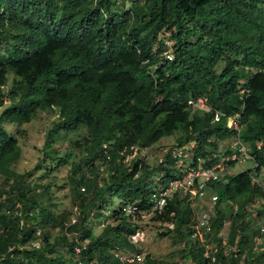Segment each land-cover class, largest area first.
<instances>
[{"label": "trees", "instance_id": "obj_1", "mask_svg": "<svg viewBox=\"0 0 264 264\" xmlns=\"http://www.w3.org/2000/svg\"><path fill=\"white\" fill-rule=\"evenodd\" d=\"M160 33L168 37L159 38ZM1 44L7 56L0 55V94L8 73L15 80L8 94L11 104L0 113V177L17 185L0 202L1 264H73L57 253L73 252L75 232L86 242L81 257L97 264H117L111 253L116 247L132 250L128 237L135 227L119 208H112L113 200L148 210L155 177L164 172L166 184L176 175L168 158L156 168L139 159L125 164L120 155L124 149L149 148L180 132L176 146L194 143V161L209 167L217 162L209 159L219 144L231 136L227 118L238 115L241 140L262 162L264 148L257 154L255 142H264V0H134L128 10L118 9L116 0H0ZM198 97L207 100L211 113L191 114L187 101ZM52 108L61 123L48 132L45 149L52 151L59 132L69 135L84 127L88 134L75 146L84 149L82 162L92 176L104 164V144L111 156L102 182L87 179L72 164V176L79 174L78 179L71 176L78 214L73 225L66 214L53 215L30 197L34 190L17 181L21 177L9 168L20 160L21 150L4 124L19 127L38 111ZM216 113L224 116L215 121ZM49 152L45 156L57 166L67 164L69 155L61 159ZM212 188L219 204L232 202L240 209L254 193L248 171ZM37 189L47 190L43 185ZM14 197L20 208L15 214L2 213ZM104 210L110 213L106 220L113 217L116 224H102L93 237L89 224ZM224 218L218 209L212 220L219 246ZM192 219L191 205L175 195L157 220L173 226L168 232L185 244L193 264H212L189 239ZM234 227L237 221L230 229L231 243L244 233ZM36 230L42 245L18 249L36 238ZM55 230L61 234L52 235ZM10 247L14 249L8 253ZM235 254L225 256L220 249L215 264H238ZM145 264L155 263L146 256ZM244 264H264V258L249 255Z\"/></svg>", "mask_w": 264, "mask_h": 264}, {"label": "built area", "instance_id": "obj_2", "mask_svg": "<svg viewBox=\"0 0 264 264\" xmlns=\"http://www.w3.org/2000/svg\"><path fill=\"white\" fill-rule=\"evenodd\" d=\"M164 55L168 61L172 60L170 52H166ZM187 107L191 114L204 115L213 111L204 97L190 98L187 101ZM222 116L224 115L216 113L214 120L219 121ZM226 128L231 132L230 138L225 140L228 147L225 151L218 150L217 154L212 155L209 161L217 159V162L209 167L203 166L204 161L200 159L197 162L194 161L192 156L194 143L165 148L157 156L158 166L165 164L166 158L171 161V167L174 169L176 176L166 184H162V178L165 176L164 172L155 177L154 182L157 187L150 196V208L148 210L141 208L136 203L120 205L121 213L128 218L136 231L128 237L130 244L133 246L132 250L116 247L111 251L117 264H145V256L140 253L138 245L145 241V231L149 220L152 218L159 219L166 211L169 201L175 195L191 205L193 219L189 239L193 244L203 249V257L212 264L216 263L220 249H222L225 256L236 253L233 257H239L238 264H244L249 255L264 258V154H262L264 142H255L256 153L262 154V162H260L256 154H252L249 146L240 138L242 124L238 115L227 118ZM140 151L141 149L138 147H131L128 150H122L120 155L124 156L123 162L125 164H129L136 159L145 162L143 158L137 157ZM110 160L109 146L104 144L102 146L101 162L105 165ZM248 161L252 163V166L244 172L248 171L249 173L254 190L252 196L241 209L238 204L232 202L219 204V195L212 188V185L224 181L228 176L235 175L232 172L235 165L245 164ZM81 191H84V189L82 188ZM228 208L229 211L225 214ZM218 209L225 215L222 231L218 236L220 246L214 241L212 227V220ZM239 210L241 216L237 217ZM77 215L76 209H74L68 222L69 225L76 223ZM234 221L238 223V227H234V229H244V233H239L231 243L230 229H232ZM166 225L169 229L173 228L171 224ZM54 233L55 231L52 232V235ZM71 236L76 241L73 252L70 254L73 264H97L96 261H88L81 257L86 242L78 240V233H72ZM35 237L25 246L18 244V249L39 248L42 245L40 230H36ZM13 249L14 247H10L8 253ZM2 259L0 257V264ZM252 260L255 261V259Z\"/></svg>", "mask_w": 264, "mask_h": 264}, {"label": "rangeland", "instance_id": "obj_3", "mask_svg": "<svg viewBox=\"0 0 264 264\" xmlns=\"http://www.w3.org/2000/svg\"><path fill=\"white\" fill-rule=\"evenodd\" d=\"M133 1L116 0L117 8L120 10H128ZM158 37L167 38L168 34L160 33ZM0 55L2 57L7 56L5 44L0 45ZM14 80L13 74L8 73L6 85L0 94V113L11 104L8 94L13 86ZM60 123L61 119L58 116V110L52 108L46 111H38L28 124L19 127L14 124H4L3 127L10 136L17 139L18 146L21 150L20 160L9 167L13 173L21 177L17 178V181L23 183L29 190H34V192L30 193V197H35L39 205L46 207L53 215L66 214L68 223L75 209L73 192L75 187L71 183L72 164L79 165L81 167L80 173L84 174L87 179L97 177L99 182H102L106 178L109 167L104 164L98 165L96 173L92 176L88 167L83 165L82 161L86 157L85 151L82 148L76 147L75 142L80 141L82 137L88 134L87 129L84 127L69 135H66L63 131L59 132L55 136L52 151L49 152L48 148L45 149L44 144L48 132L57 125L59 126ZM180 135V132H176L172 137L163 138L151 147L141 149L137 157L143 158L147 165L154 168L159 167L156 162L157 156L161 154L163 149L177 145V138ZM227 147V141L219 144V150L221 151H225ZM47 152L51 153V156H57L61 159H65L69 155L67 164L57 166L56 162L45 156ZM37 165H39L38 170H33ZM251 166L252 163L250 161L245 164H237L232 169V172L237 175L248 170ZM73 177L78 179L79 174ZM13 185H16L13 184V179L5 182L3 177H0L1 203L7 198H10V194L4 192H8ZM39 185L45 186L47 190L42 191L41 189H37ZM113 201L112 208L117 210L120 207V203L117 200ZM19 208L20 204L16 201V197H14L13 204L3 208L2 213L15 214ZM228 211L229 208L225 211V214ZM96 214L98 215V213ZM97 215L89 224V229L93 237H97L101 233L103 229L102 224H116L113 217L106 220L110 216L107 210L102 211L101 216ZM59 234L61 232L55 230L54 236ZM173 236V233L168 232L165 223H161L157 219L152 218L149 220L145 231V241L138 245L139 251L145 258L149 256L155 264H193L191 260L187 259L185 244L183 242H175ZM57 254L64 255L66 259L71 257L70 255H65V250L63 249H60Z\"/></svg>", "mask_w": 264, "mask_h": 264}]
</instances>
